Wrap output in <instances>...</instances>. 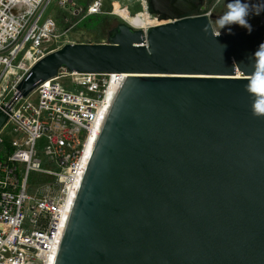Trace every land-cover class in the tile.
I'll list each match as a JSON object with an SVG mask.
<instances>
[{
  "label": "water",
  "instance_id": "95a60500",
  "mask_svg": "<svg viewBox=\"0 0 264 264\" xmlns=\"http://www.w3.org/2000/svg\"><path fill=\"white\" fill-rule=\"evenodd\" d=\"M202 3L149 0L166 22L66 43L19 83L28 96L61 68L127 74L55 264H264V116L247 90L264 25L215 36Z\"/></svg>",
  "mask_w": 264,
  "mask_h": 264
},
{
  "label": "built area",
  "instance_id": "2783aa9c",
  "mask_svg": "<svg viewBox=\"0 0 264 264\" xmlns=\"http://www.w3.org/2000/svg\"><path fill=\"white\" fill-rule=\"evenodd\" d=\"M130 1L140 10L132 14ZM208 1L193 15H214L223 0ZM53 2L56 12L45 16ZM123 13L160 18L149 0H0V95L11 93L0 99L9 115L0 130V264H55L89 162L91 129L127 74L61 68L28 96L17 87L40 59L77 43L66 39L82 21L117 15L131 25ZM157 18L133 27L146 31L160 24ZM257 25H264V12Z\"/></svg>",
  "mask_w": 264,
  "mask_h": 264
},
{
  "label": "clouds",
  "instance_id": "9594fccd",
  "mask_svg": "<svg viewBox=\"0 0 264 264\" xmlns=\"http://www.w3.org/2000/svg\"><path fill=\"white\" fill-rule=\"evenodd\" d=\"M264 12V2L252 4L248 0H230L226 4V11L217 18L216 23L219 29L231 25H239L242 28L252 31V25L248 22V17L252 14L260 15ZM220 35V31L214 34ZM254 72L249 77L247 90L254 97L252 112L255 116H264V43L254 53Z\"/></svg>",
  "mask_w": 264,
  "mask_h": 264
},
{
  "label": "rangeland",
  "instance_id": "374dc122",
  "mask_svg": "<svg viewBox=\"0 0 264 264\" xmlns=\"http://www.w3.org/2000/svg\"><path fill=\"white\" fill-rule=\"evenodd\" d=\"M257 0H248V2L255 4ZM131 2V1H130ZM227 2H230V0H223L215 9H214V15L215 18H213L212 23L213 27L216 32L220 31V33H229L234 31H239L245 28L240 27L239 25H231L229 26L231 28V31H229V28L226 27L224 29H219L216 20L219 16H221L226 11V4ZM133 8H131V13H135L136 11L140 10V6L138 3H132ZM211 0L207 2V6H211ZM56 12V5L55 2L51 3L50 6L47 8L45 12V16H47L51 12ZM199 13V11H198ZM100 16V22L95 26L93 29L91 26V22L89 21L88 24H84V21H82L79 25H77L72 32L68 34V38L66 41H76L77 43H103L104 41L108 40V32L116 27L118 24L125 22L121 18H119L117 15H99ZM152 17H148L151 21L155 22L156 16L150 14ZM133 21L138 22V16L131 17ZM160 20V18H157ZM248 22L253 26L257 23V15L252 14L248 17ZM63 29V27H61ZM11 96L10 92H6L3 95H0L1 100H8ZM36 178V173H32L31 175V181L32 179Z\"/></svg>",
  "mask_w": 264,
  "mask_h": 264
},
{
  "label": "bare ground",
  "instance_id": "6f19581e",
  "mask_svg": "<svg viewBox=\"0 0 264 264\" xmlns=\"http://www.w3.org/2000/svg\"><path fill=\"white\" fill-rule=\"evenodd\" d=\"M124 15V18L127 19V21L134 27L136 28H140V27H144V26H147V25H151L153 24L154 22L151 21L150 19L147 18V15H144L143 17L141 15H138V22H135L132 20L131 16H129L128 14L126 15V13H123ZM158 23H164L166 22L165 19H161L157 21ZM155 24V23H154ZM114 98H115V94L112 92L110 93L105 101H104V104L102 106V110H101V114H100V117L98 118V120L94 123L92 129H91V136L89 138V141H88V144H87V157L88 159H90V156L92 154V151L94 149V146H95V143L98 139V136L101 132V129L104 125V122L106 120V117L109 113V110L111 108V105L114 101Z\"/></svg>",
  "mask_w": 264,
  "mask_h": 264
},
{
  "label": "trees",
  "instance_id": "16d2710c",
  "mask_svg": "<svg viewBox=\"0 0 264 264\" xmlns=\"http://www.w3.org/2000/svg\"><path fill=\"white\" fill-rule=\"evenodd\" d=\"M99 19H100V16L99 15L91 16V17H88L87 19H85L84 24L89 25L88 22L93 20L91 22V26L90 27H92L94 29L95 26H97V24L100 22Z\"/></svg>",
  "mask_w": 264,
  "mask_h": 264
},
{
  "label": "flooded vegetation",
  "instance_id": "af4514ba",
  "mask_svg": "<svg viewBox=\"0 0 264 264\" xmlns=\"http://www.w3.org/2000/svg\"><path fill=\"white\" fill-rule=\"evenodd\" d=\"M195 3H199V0H193ZM201 7V6H200ZM160 17H162V16H160Z\"/></svg>",
  "mask_w": 264,
  "mask_h": 264
}]
</instances>
